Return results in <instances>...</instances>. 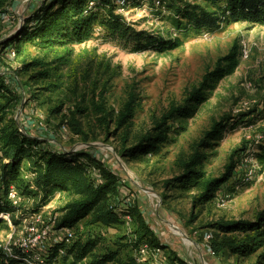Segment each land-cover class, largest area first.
Returning a JSON list of instances; mask_svg holds the SVG:
<instances>
[{
    "label": "rangeland",
    "instance_id": "obj_1",
    "mask_svg": "<svg viewBox=\"0 0 264 264\" xmlns=\"http://www.w3.org/2000/svg\"><path fill=\"white\" fill-rule=\"evenodd\" d=\"M46 1L15 0L0 11V77L19 97L9 119L15 120L22 131L44 142L41 148L89 152L120 180V195L111 201L120 222L112 226L90 225L87 218L72 229L75 240L95 243L80 264H101L111 254H117V260L106 264H125L138 257L139 248L135 245L142 232V221L168 257L173 255L186 264H257L258 254L241 259L216 256L210 248L214 232L209 225L222 219L255 222L264 213V171L255 158L258 146H264V26L228 19L214 30L197 31L188 27L187 31L180 32L175 25L180 7L189 3L215 12L220 4L211 7L210 2L203 0H166L165 4L158 0L153 4L143 0L118 13L136 31L160 37L165 42L177 41L180 46L165 51L154 47L138 50L135 44L114 40L106 30L97 27L92 40L75 46L72 65L63 69L66 81L70 75L78 76L77 95L69 89L49 94L30 86L28 75L21 71L24 62L38 55L36 48L27 43L3 46L20 33L36 8ZM178 21L188 26L189 20L183 16ZM234 53L240 61L237 71L214 84L207 91V100L191 116L167 121L171 142L159 154L127 158L122 154L125 128L119 131L116 124L112 125L111 132L117 134L107 136L93 118L82 120L90 136L89 143H84L63 124L64 116L75 110V103L82 96L86 105H91L100 102V94L105 91L104 102L119 115L134 93L138 102L130 122L132 143L139 136L155 132L157 122L173 107H184L190 93L217 70L222 59ZM98 78L101 81L95 85ZM63 102L64 113L53 115L52 110ZM215 123H224L226 130L207 152L210 156L205 171L210 177L221 178L234 161L235 176L229 185L243 178L250 182L238 185L234 192L224 186L214 203L195 207L196 192L185 193L165 184L181 174V159L195 151ZM23 165L27 168L28 161ZM30 180L26 176L24 183ZM41 199L21 196L17 204L18 225L9 214L1 215L8 223L0 227V258L11 250L16 254L32 238L43 237L44 227H38L37 216L32 213ZM68 201L65 194L57 192L39 213L42 223L49 225L55 217H60L57 211ZM55 235L51 234V241ZM30 255L31 263L38 264L39 255ZM71 262L73 259L68 264ZM177 264L181 263L177 261Z\"/></svg>",
    "mask_w": 264,
    "mask_h": 264
},
{
    "label": "trees",
    "instance_id": "obj_2",
    "mask_svg": "<svg viewBox=\"0 0 264 264\" xmlns=\"http://www.w3.org/2000/svg\"><path fill=\"white\" fill-rule=\"evenodd\" d=\"M14 1L0 0V11L6 10ZM141 1L143 0H47L36 8L20 33L6 41L3 46L27 43L36 48L38 55L31 61L24 62L21 69L28 75L30 86L38 87L39 90L49 94H58L69 89L77 95L80 89L78 76L70 75L69 80L66 81L67 76L63 69L72 65L75 46L85 45L92 40L97 27L106 30L108 36L114 40L135 44L138 50L154 47L165 51L180 46L177 41L165 42L160 37L136 31L123 15L118 13L120 9H126L131 4H140ZM150 1L155 4L158 0ZM159 1L161 4L166 3V0ZM203 1L210 2L211 7L219 4L220 7L212 12L199 5L187 3L183 8L178 9L179 15L175 19L178 31H187L188 27L197 31L205 28L214 30L228 19L264 26V0ZM182 16L189 20L188 26H183L178 21ZM18 54H21V50H18ZM223 62H225L224 66ZM239 66L237 53L222 59L217 70L205 77L200 88L190 93L184 107H173L162 121L157 122L155 132L139 136L132 143L130 122L134 118L138 102L134 93L130 94L124 110L119 115L104 102L105 91L100 94L101 101L93 102L91 105H86L85 97L82 96L80 102L75 103V110L64 116L63 124H67L84 143L90 142V136L82 120L93 118L97 126L105 130L107 136L117 134L111 132L112 125L116 124L119 131L125 128L122 154L127 158L139 159L142 155H156L165 144L171 142L167 121L191 116L197 107L207 100V91L214 88V84L232 76ZM89 77L90 74L87 73V78ZM100 81L101 78L96 79L95 85ZM18 102L19 97L6 87L0 77V159L8 160L2 163L1 167L2 188L5 193L4 197H0V227L8 223L1 218L2 214H9L16 225L20 223L16 218L17 207L7 199L11 187H15L23 197H42L41 202L32 212L35 214H39L57 192L65 194L69 201L57 211L60 217L57 218L56 230L74 229L87 218L90 219V225L118 224L120 218L111 205V201L120 195L118 176L89 152L53 151L41 148L44 142L22 131L15 120L9 119ZM64 108L63 102L52 110V114L61 115L64 113ZM225 130L224 123H215L213 129L204 134L195 151L188 158L181 159V174L165 184L167 188L174 186L175 189L185 193L196 192L193 196L195 207L214 203L224 186L234 192L238 185H246L245 178L241 179L242 181L235 180L233 188L229 185L235 176L234 161L228 165L221 178L210 177L204 169L210 156L207 152L221 140ZM256 150V161L264 171V146L259 145ZM25 161H28L27 168L23 165ZM97 175L101 178H95ZM26 176L31 180L24 183ZM32 186L35 189L32 190ZM141 228L136 249L144 243L152 248H161L143 221ZM209 228L214 232L210 240V248L216 256L231 255L241 259L258 254L257 264H264V213L255 222L222 219L211 223ZM75 236L74 234L70 244L66 241L54 244L43 264H68L70 259H73L71 264L82 263L95 247V243H82V240H75ZM61 250L65 251V255L60 256ZM17 253L18 257H22L21 251L18 250ZM117 256L111 254L101 264L115 262ZM177 261L186 264L171 255V264H177ZM18 262L13 260L10 264ZM125 264H137L136 258L130 259Z\"/></svg>",
    "mask_w": 264,
    "mask_h": 264
},
{
    "label": "built area",
    "instance_id": "obj_3",
    "mask_svg": "<svg viewBox=\"0 0 264 264\" xmlns=\"http://www.w3.org/2000/svg\"><path fill=\"white\" fill-rule=\"evenodd\" d=\"M124 3H121L123 5ZM5 19V18H4ZM8 162V160L2 161L0 159V197H4V190L2 188V163ZM249 178V177H248ZM250 182V179H245V184ZM7 199L11 202V204L15 207H17L21 200V196L19 192L16 190L15 187H11L7 194ZM4 217L5 214H2ZM37 216V222L39 223L38 227L43 226L44 232L43 237H37L32 238L29 240L27 244L21 245L20 248H22L21 256L18 257V253L16 251V254L13 252V250L10 251V253H6L5 257L3 259H0V264H10L13 260L19 261L18 263L13 264H32L31 260L32 254H38L39 255V264H43L46 260L47 254L49 253L50 249L54 244H59L62 242H67V244L71 243V239L74 236L72 234V229L64 228L61 230H56V222L57 217L53 221L47 225L46 223H42V218L39 216V214H36ZM35 216V217H36ZM9 219V216L5 217ZM10 220V219H9ZM33 232V231H32ZM51 234H56L54 239L51 241ZM139 255L136 258L137 264H147L152 259L155 260L154 264H171L169 257L165 254V250L162 248H152L148 244L144 243L139 247ZM65 255V251H60V256ZM148 256H150L148 258ZM34 264V263H33ZM56 264H65V263H56Z\"/></svg>",
    "mask_w": 264,
    "mask_h": 264
},
{
    "label": "bare ground",
    "instance_id": "obj_4",
    "mask_svg": "<svg viewBox=\"0 0 264 264\" xmlns=\"http://www.w3.org/2000/svg\"><path fill=\"white\" fill-rule=\"evenodd\" d=\"M171 222V221H170Z\"/></svg>",
    "mask_w": 264,
    "mask_h": 264
}]
</instances>
